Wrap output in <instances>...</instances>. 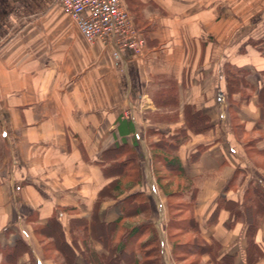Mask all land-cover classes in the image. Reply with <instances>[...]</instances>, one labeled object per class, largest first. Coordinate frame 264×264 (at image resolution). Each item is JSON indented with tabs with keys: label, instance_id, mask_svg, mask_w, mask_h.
<instances>
[{
	"label": "crops",
	"instance_id": "crops-1",
	"mask_svg": "<svg viewBox=\"0 0 264 264\" xmlns=\"http://www.w3.org/2000/svg\"><path fill=\"white\" fill-rule=\"evenodd\" d=\"M122 1L139 55L86 42L56 0H0V264H141L134 226L178 264L162 140L196 235L245 264L239 206L247 187L264 193V0Z\"/></svg>",
	"mask_w": 264,
	"mask_h": 264
},
{
	"label": "trees",
	"instance_id": "trees-1",
	"mask_svg": "<svg viewBox=\"0 0 264 264\" xmlns=\"http://www.w3.org/2000/svg\"><path fill=\"white\" fill-rule=\"evenodd\" d=\"M162 142H164V144L159 143L153 147L154 151L152 154V159L153 160L158 159L164 165H169V166L176 168V165L178 162L177 157L174 152L176 147L174 146L173 143L171 144L166 143L167 140H162ZM127 173H128V170L124 169L123 176H126ZM176 175H179V174H176ZM157 181H158L159 187L163 190L168 200L167 208H168V213H169V226H172V227L176 226L177 228H180L183 232H187V233L192 232L194 236V239L189 244L181 245L178 243H174L175 260L178 261L180 258L179 256H177L176 252H178L179 250L180 251L182 250V252L196 256L197 257L196 264H208V263L201 262V257L204 254H207L210 256L209 263L212 262L213 264H232L233 257L231 255L219 256L217 254L219 250L218 244H216L215 242H212L211 246L208 247L206 242H204L200 237L196 235L197 232L192 227V218L190 217V215H188V218L185 221L179 222V221L173 220L174 217L172 215V209L174 208H171L169 199L174 194L180 198L182 191H184L183 187L179 188L175 192H167L166 187L160 184V176L157 178ZM136 197L137 196H134L135 199L133 198V200H136ZM181 207L184 208L186 212H188L190 209L189 205H187L186 203H182ZM239 207L242 210L250 209V215L248 216L246 220L245 228L242 233V237L246 243V248H245L246 263L245 264H256L258 261L264 258V247L257 244L254 239L260 219L264 215V193L263 191L254 186L247 187L244 191L243 200ZM234 211H235V214L238 213L237 210H234ZM122 219L120 218L119 221H122ZM148 230H149L148 226L131 227L127 235V239H130V243L132 244L131 246L133 247V249L142 253L143 260L141 264H161L159 260L158 245L156 243L154 244V242L150 238L144 239V240L141 238L142 234L147 235ZM120 243L123 244V250H124L126 245L124 244L123 241H121ZM133 249L130 250V252H135ZM4 255H7V253H5ZM12 262H14V259L9 258L8 260V257H6V260L4 258L3 264H13ZM136 264H139V263L137 262Z\"/></svg>",
	"mask_w": 264,
	"mask_h": 264
},
{
	"label": "built area",
	"instance_id": "built-area-1",
	"mask_svg": "<svg viewBox=\"0 0 264 264\" xmlns=\"http://www.w3.org/2000/svg\"><path fill=\"white\" fill-rule=\"evenodd\" d=\"M88 43L115 39L124 50L139 55L144 46L122 0H56Z\"/></svg>",
	"mask_w": 264,
	"mask_h": 264
},
{
	"label": "rangeland",
	"instance_id": "rangeland-1",
	"mask_svg": "<svg viewBox=\"0 0 264 264\" xmlns=\"http://www.w3.org/2000/svg\"><path fill=\"white\" fill-rule=\"evenodd\" d=\"M262 161V167L264 169V159L261 160ZM155 163V168H156V175L157 177L160 176V184L162 186L166 187V191L167 192H175L177 191L179 188H182L185 183H181V181L176 178V174L173 173L171 168H168V166H164L162 165V162L159 161L158 159L154 160ZM170 205L172 209V215H173V220L176 221H185L188 218V214L187 212L184 210V208L181 207V204L184 203V201H182L177 195H173L170 197ZM182 211H181V210ZM180 210V211H178ZM180 231H176L173 229L171 230L172 232H174V240L178 243V244H189L191 243V241L194 239L193 234L190 233H185L183 232L180 228H177ZM44 244L47 248V252L50 256H54V257H58L61 255V252L59 250H56L53 245H56V242L53 239H48L46 238L44 240ZM52 246V247H51ZM177 256H179V260H178V264H196L197 261V257L194 255H190L188 253L182 252V250L176 252ZM61 262V261H60Z\"/></svg>",
	"mask_w": 264,
	"mask_h": 264
}]
</instances>
